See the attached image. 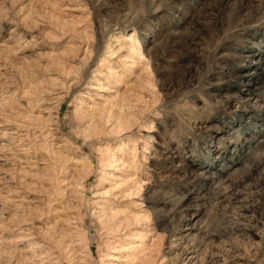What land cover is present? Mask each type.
Masks as SVG:
<instances>
[{"label":"rangeland","instance_id":"rangeland-1","mask_svg":"<svg viewBox=\"0 0 264 264\" xmlns=\"http://www.w3.org/2000/svg\"><path fill=\"white\" fill-rule=\"evenodd\" d=\"M0 264H264V0H0Z\"/></svg>","mask_w":264,"mask_h":264}]
</instances>
